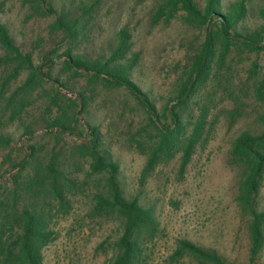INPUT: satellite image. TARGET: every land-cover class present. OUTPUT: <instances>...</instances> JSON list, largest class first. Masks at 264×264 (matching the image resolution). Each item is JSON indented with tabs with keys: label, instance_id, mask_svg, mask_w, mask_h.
Masks as SVG:
<instances>
[{
	"label": "rangeland",
	"instance_id": "1",
	"mask_svg": "<svg viewBox=\"0 0 264 264\" xmlns=\"http://www.w3.org/2000/svg\"><path fill=\"white\" fill-rule=\"evenodd\" d=\"M82 1L88 9L83 12ZM96 1L54 0L57 9L75 11L80 25L75 38L62 42L53 55L70 51L101 60L117 52L119 63L131 65L128 77L159 114L166 103L179 105L175 97L187 82L207 29L216 33L218 28L189 17L181 8L159 16L163 0H99L92 5ZM235 1L221 0L223 6ZM245 4L247 14L238 29L247 34L263 28L264 36V0ZM0 22L25 45L35 65L61 38L52 32V18L31 14L23 0H0ZM220 50L217 39L208 74L182 106L173 107L184 129L166 150L159 148V127H168L169 118H161L156 127L126 88L72 70L65 56L45 67L49 78L29 91L14 92L26 73L13 80L5 90L6 96L14 95L12 104L0 105V131L14 141L10 147L0 146V231L9 239L4 246L15 243L23 211L29 209L51 233L41 250V264H110L118 256L124 218L102 201L112 196L113 176L106 170L92 171V160L83 149L88 125L96 130L106 161L115 164L123 195L137 198L154 220L153 228L138 232L139 257L132 264H202L188 254L175 256L180 239L214 247L247 264L249 218L237 202L245 163L231 151L241 132L262 130L264 104L255 86L264 78V50L254 52L236 42L222 61ZM4 73L0 71V79ZM203 107L206 122L183 168L184 144ZM63 111L69 117L79 113L76 130L50 126ZM49 165L63 176L61 198L52 193ZM36 170L42 178L33 177ZM257 201L264 210V173ZM13 258L24 264L18 254ZM257 264H264V246Z\"/></svg>",
	"mask_w": 264,
	"mask_h": 264
},
{
	"label": "trees",
	"instance_id": "2",
	"mask_svg": "<svg viewBox=\"0 0 264 264\" xmlns=\"http://www.w3.org/2000/svg\"><path fill=\"white\" fill-rule=\"evenodd\" d=\"M98 1L92 5L97 4ZM23 3L29 7L31 14L52 18L50 25L52 32L60 34L61 38L57 45H54V49L50 54L45 55L39 65H35L33 56L26 51L25 45L18 44L11 35L9 28L0 22V71L3 70V73L6 71L4 77L0 79V105L12 104L14 95L6 96L5 90L22 73H26V76L22 84L14 89L16 94L29 91L44 83L49 78V75L44 72V68H48L58 58L65 56V64L72 70L84 71L90 74L93 80H102L111 86L126 88L142 103L149 119L156 127L160 124L161 118H169L171 123L168 127L162 124L161 127L158 126L161 136L160 150L168 149L170 144L182 133L184 129L183 122L179 113L173 107L182 106L180 104L191 95L194 85L208 74L211 62L214 60L217 39L220 40L221 45L220 61L226 55L229 47L236 42L254 52L264 50L263 28L247 34H243L238 29V24L247 14L245 0H237L228 6H223L221 0H163V4L158 9L159 16L165 11H168L170 16L181 8L189 17L200 21L202 24L214 25L218 28V31L215 33L212 29H207L206 40L199 54L193 59L187 82L175 97L179 105L166 103L162 113L159 114L155 103L128 77L131 65L119 63L120 57H118L117 52L101 60L72 55L70 51L64 53V55H53L55 49L62 42L73 39L77 35L80 16L76 15L75 11L72 12L65 8L57 9L54 0H23ZM86 7V2L79 3L82 12ZM195 78L196 80H194ZM255 93L258 100L264 104V78L255 86ZM205 110L204 107L200 109L187 142L184 144L183 168L188 163L205 125ZM77 115L79 113L73 112L72 116L69 117L67 112L63 111L59 116L52 119L50 126L58 127L64 132H72L79 125ZM261 123L262 130L258 134H253L250 131L241 132L234 140L231 151L232 157L245 163L237 202L241 213L249 218L247 264H257L264 246V210L259 209L257 201L264 173V113L261 116ZM86 126L90 132L83 149L88 152L92 160V171L102 172L106 170L113 176L110 180L112 196L111 198L102 197V201L111 208H116L124 218L123 231L118 242L120 253L110 264H132L139 257L138 232L150 227L153 228L154 220L150 211L137 198L128 199L123 195L115 178V164L106 161L107 156L102 151L96 130L88 125ZM13 144V138L10 135H4L0 131L1 147H10ZM48 170L53 175L52 182H50L52 193L61 198L59 181L63 179V176L51 165L48 166ZM42 176L38 170L33 175L38 179ZM50 236L51 233L43 229L38 215L29 209H25L22 214L20 231L16 237L14 236L15 243L12 246H4V240L9 239H6V235L0 231V264H17L13 258L15 254H18L24 260V264H41V250ZM186 254L202 264H239L236 260H232L214 247L205 246L189 239H180L176 244L175 256L180 258Z\"/></svg>",
	"mask_w": 264,
	"mask_h": 264
}]
</instances>
